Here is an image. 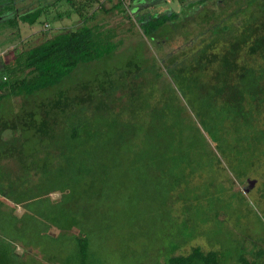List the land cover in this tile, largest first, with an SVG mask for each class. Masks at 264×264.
Returning a JSON list of instances; mask_svg holds the SVG:
<instances>
[{"label": "trees", "instance_id": "16d2710c", "mask_svg": "<svg viewBox=\"0 0 264 264\" xmlns=\"http://www.w3.org/2000/svg\"><path fill=\"white\" fill-rule=\"evenodd\" d=\"M60 1L63 0H35L36 4L27 5L26 0H0L1 23L31 25ZM64 1L79 14L85 4L96 2L103 13L122 4V0H116L106 8L99 0ZM176 1L199 6L207 0ZM259 2L256 5L255 0H232L235 7L230 14L235 21L215 25L207 42L182 52L178 61L170 57L166 62V73L180 96L196 111L199 124L234 164L233 171L239 179L247 178L254 167L264 164V0ZM248 9L251 13L246 14ZM89 17L23 47L11 65H2L0 107L4 98L26 97L58 86L77 67L98 62L116 50L118 42L112 33L101 23L89 24ZM176 17L175 11L142 16L138 27L143 35L152 37ZM159 76L154 73L147 83L142 77L146 88L142 85L141 145L131 143L125 121L121 123L112 116L113 104L120 99L114 95L120 86H111L107 97L102 94L106 87L86 82L82 90L99 92L96 101L84 95L87 98L64 103L66 112L55 101L37 123L32 120L34 110L27 111L23 118L15 114L0 120V264H96V257L107 255L103 244L113 231L120 239L119 248L124 242L128 244V238L136 245V237L142 236L136 231L141 212L132 215L118 205L111 207L110 202L121 195L122 189L146 186L143 193L158 186L159 180L167 187L161 192L162 198L164 195L163 199H169L172 187L176 190L180 184L186 185L190 176L198 172L209 173V166L200 164L204 149L194 148L192 130L183 118L181 97L171 88L177 103L170 97L158 107L150 104L156 92L150 84ZM111 92L113 99L109 98ZM53 108L59 112L48 118ZM64 114V118L57 119V115ZM20 119L32 122L23 121L20 126ZM188 120L193 126L189 117ZM5 130L9 135L3 138ZM29 142L33 146L26 148L24 144ZM125 179L133 180L132 186L118 181ZM189 191L191 194L182 201L192 202L182 210L194 215L196 225L211 219L220 226L225 216L230 218L219 212L227 211L219 184L214 186L213 195ZM52 193L57 197H50ZM100 202L104 206L100 207ZM201 202L207 203L209 209L200 207ZM16 207L21 208L20 214H16ZM220 214L224 219L218 221ZM188 224V219L176 224L180 226L178 235L167 238L170 240L160 254L152 251L158 250L156 246L142 245L139 251L136 245L134 250L125 248L114 257H162L156 264H264L261 247L246 250L242 244L237 255L227 260L228 255L215 248L191 245L199 235L194 225L188 228ZM131 227L136 228L135 232ZM121 229H128L127 236H119Z\"/></svg>", "mask_w": 264, "mask_h": 264}, {"label": "rangeland", "instance_id": "374dc122", "mask_svg": "<svg viewBox=\"0 0 264 264\" xmlns=\"http://www.w3.org/2000/svg\"><path fill=\"white\" fill-rule=\"evenodd\" d=\"M26 1L27 5L36 4L35 0ZM76 1L83 2L84 0ZM100 1L106 2L107 7H111L110 4L116 3V0ZM259 1L255 0V4L258 5ZM231 2L232 0H207L199 6H195L189 4V2L180 5L176 0H122L120 8L116 9L117 11H114V9L107 11V13L100 11L96 15V19L102 24L103 28L112 33L113 40L118 42L116 50L98 60V62L77 67L58 86L41 90L37 94L26 97L4 98L0 107V120L11 119L15 114H19L20 118H23L22 115L27 111L34 110L36 114L32 120L33 123H37L41 115L49 111L55 101L60 102L59 104L64 109L63 112H66L64 103L75 102L80 97L87 98L84 95H88L87 99H95L96 101L99 98V92L82 90L81 86L83 87L86 82H90V86L101 84L102 88L106 87L107 91L104 92L102 89V94L107 97L112 88L111 86L113 88L120 86L114 95L119 96L120 99H116L113 104L112 116L121 123L125 121V131H128L129 140L131 143L141 145L142 85L143 87L146 86L145 82H142V77L147 83L150 78H153L154 73L160 74L157 82L150 84L156 91L150 100L152 107H158L162 102H168L170 97L177 103L178 100L173 98L172 89L177 96H181L166 73L167 60L173 57L175 61H178L182 52L207 42L211 36L212 27L215 25L220 27L226 22L235 21L236 17L230 14L231 9L235 7L234 3ZM71 6L68 3L57 7L55 5L53 10L50 8L46 15H40L31 25L20 22L10 25L7 22L1 23L2 20H0V69L3 64L11 65L14 55L23 47L37 43L59 30L75 26V16L73 14L70 17L68 16L70 9H72ZM95 7L96 4L93 3L90 6H85L84 10L93 11ZM24 10L25 6H22L21 11ZM141 10L142 12H139ZM170 11L177 12V17L168 26H163V28L157 30L152 37L143 35L140 32L138 20L142 16L149 17L157 13H168ZM245 13L248 14L251 11L248 9ZM147 72L150 74L148 75ZM112 94L111 92L109 98L113 99ZM131 94L135 96L134 99L130 98ZM101 98H104V96H101ZM181 103L184 106L182 109L183 118H186V125L192 130L190 135L194 139V148L195 150L204 149L203 154L205 155L200 164L209 166V173L203 175L198 172L197 175L190 176L186 185L180 184L181 187L176 190H173L175 187H172L168 195L169 199H163L165 198L164 195L162 198L161 192L163 188L167 187L159 180L156 181L159 184L158 186L155 185L143 193L142 190H145L146 186L143 188L138 186L135 190L133 188L124 190L122 189L123 186H132L131 183L134 181L131 179L118 180L123 184V186L117 184L123 192L119 197H114L110 202L111 207L118 205V207H122L128 214L132 215L142 213L141 219L137 223L140 224L137 229L131 227L134 232L135 229L137 232H142V236L136 237V245H138L137 249L139 251L142 250V245H149L156 246L158 249L152 250L154 253L160 254L163 252L169 242L168 240H170L167 238L171 236V239H173V235H178L180 226L176 224L182 223L185 219H188L189 223L194 225L193 228H196L199 235L191 241V245L198 244L203 249L215 248L227 254L228 256L225 257L227 260L233 259L237 255V251L242 244L246 250L255 247L264 248V168H262L264 164L254 167L247 178L239 179L234 172L235 170L233 171L234 164L228 161L221 149L217 147L212 135L207 133L199 124L200 121L196 116V111L190 108L182 97ZM55 112L57 113L59 110L51 109V115L48 118H53ZM64 116L65 114L57 115V119L60 120ZM188 117L194 129L189 123ZM23 121L24 119H20L18 124L22 126ZM24 122L27 124L32 121ZM30 130L28 134L31 136ZM8 135L9 131L7 130L1 133L3 138ZM24 146L31 148L33 143L29 142ZM214 154L220 163H216ZM196 164H193V166L195 167ZM110 184L108 189L111 192L113 190L112 181ZM218 184L222 187V201L224 200V207L227 210L219 209V212L222 215L227 214L230 218L225 216V220L220 223L222 224L220 226H218L219 223H214L211 219L205 223L199 224L198 222L196 225L194 215L190 211L182 210L186 203L191 204V198L190 201L186 202L182 200L191 194L190 189L193 192L198 190L204 194L213 195L215 193L214 186H218ZM57 195V193H52L50 197H57ZM99 206H104V202H100ZM200 207L205 209L209 205L201 202ZM15 212L20 214L21 208L16 207ZM200 212H202L201 209H199ZM221 214L217 217L218 221L224 219ZM190 224L186 227L190 228ZM127 230L121 229L119 236H127ZM117 237L118 235L114 231L108 235L103 244V248H106L108 253L105 257H96V264H115L116 262L142 264V259L146 261L145 264L160 262L162 257H114V255L117 256L116 254L122 253L125 248L134 250L136 246L129 243L128 238V244L123 241L125 245L119 248L120 239H117ZM208 243L213 245L210 247ZM122 247L124 249H121ZM16 251L20 253V247L17 246ZM229 255L233 257H229ZM136 260L138 261L136 262ZM42 264L47 263L42 262Z\"/></svg>", "mask_w": 264, "mask_h": 264}, {"label": "crops", "instance_id": "0c3cea01", "mask_svg": "<svg viewBox=\"0 0 264 264\" xmlns=\"http://www.w3.org/2000/svg\"><path fill=\"white\" fill-rule=\"evenodd\" d=\"M100 1V0H99ZM165 1H168V0H165ZM101 2V1H100ZM64 3H67L66 1H60V2H58L57 4H56V7L57 6H62ZM84 4V3H83ZM93 3H91L90 5H92ZM94 4H96V2L94 3ZM113 4V3H112ZM112 4H110V6H112ZM88 4H86V6H87ZM89 5V6H90ZM102 5H104V7H106L107 8V6H106V2H102ZM76 6V5H75ZM142 6H143V4H142ZM54 8H55V6H54ZM85 8V7H84ZM84 8H82V10H80L81 11V13L79 14V12L78 11H74V10H72V9H70V11H69V13H68V16L70 17V15L71 14H73L74 16H75V19H76V24H78V23H80V19L81 18H83V17H86V16H90L88 19H86V21L87 22H89V24H96V23H99L98 21H97V19H96V15L101 11V8H99V6L96 4V7H95V9L92 11H86V10H84ZM141 8V7H140ZM119 9V8H118ZM53 10V9H52ZM116 9H114V11H115ZM140 10V9H139ZM117 11V10H116ZM66 12H68V11H66ZM139 12H142V10L141 11H139ZM78 14H79V16H78ZM142 16V15H141Z\"/></svg>", "mask_w": 264, "mask_h": 264}]
</instances>
